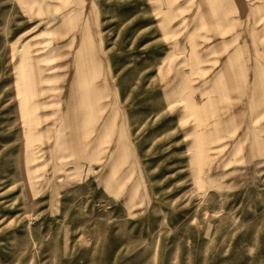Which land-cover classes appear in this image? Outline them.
<instances>
[{"label": "rangeland", "instance_id": "374dc122", "mask_svg": "<svg viewBox=\"0 0 264 264\" xmlns=\"http://www.w3.org/2000/svg\"><path fill=\"white\" fill-rule=\"evenodd\" d=\"M0 264H264V0H0Z\"/></svg>", "mask_w": 264, "mask_h": 264}, {"label": "crops", "instance_id": "0c3cea01", "mask_svg": "<svg viewBox=\"0 0 264 264\" xmlns=\"http://www.w3.org/2000/svg\"><path fill=\"white\" fill-rule=\"evenodd\" d=\"M84 84H86V87L89 85V83L87 81Z\"/></svg>", "mask_w": 264, "mask_h": 264}]
</instances>
